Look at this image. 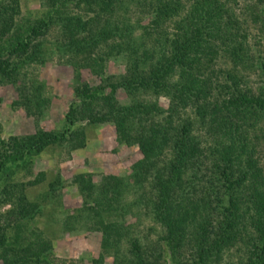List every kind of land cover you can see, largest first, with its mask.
<instances>
[{
	"label": "trees",
	"instance_id": "16d2710c",
	"mask_svg": "<svg viewBox=\"0 0 264 264\" xmlns=\"http://www.w3.org/2000/svg\"><path fill=\"white\" fill-rule=\"evenodd\" d=\"M42 1L43 16L25 23L27 30L15 19L19 15L18 2H0V79L20 77L25 64L42 63L43 49L53 44L55 47L52 48L61 55L74 50L77 53L74 61L89 67L99 77V83L79 86L75 92L77 100L66 115V122L76 124V115L83 114L82 111L90 124L112 120L119 139L137 143L145 155L144 162L140 161L132 169L135 184L141 187L148 169L156 174L150 183L155 190L154 197L132 194L129 201L124 200L126 205L121 203L124 211L121 215L133 213L132 206H136L139 209L135 213L137 222L134 225L139 226L144 213L148 214L147 209L152 208L153 216L160 224L158 233H164L155 240L158 256L151 257L147 251L142 252L138 236L130 239L124 248L117 249L116 240L122 232V223L117 222L104 223L102 249L105 252L113 249L118 259L115 264H210L209 252L213 256L233 240L236 237L235 223L248 215V212L243 214L236 208L241 199L240 203L253 204L257 215L248 219L254 231L245 264H264V194L260 191L264 189L252 183L247 196L238 194L247 171L242 169L240 174L234 166L245 145L239 148L226 145L220 157L222 160L213 164L210 174L201 157L204 151L200 136L196 137L194 132V120L190 116H180L186 107L194 108L202 123L213 121L214 129L232 132L234 129L239 131L241 125L264 119V91L242 90L237 85L232 88L228 81L237 77L235 71L239 64L245 68L247 63L258 62L264 69V54L258 52L263 48L257 50L246 41L247 35L235 32L238 15L233 9L227 11L229 1L186 0L187 5L186 2L182 4L183 0ZM262 2L264 0H258L252 9L258 10ZM73 9L75 11L71 14ZM261 9L264 11V5ZM250 17L256 26L260 23L257 31L262 33L264 19L260 12ZM57 20L66 22L64 33L71 40L65 42L62 37L63 41L56 39L45 44L47 30L44 29ZM83 32L85 35L81 34ZM218 56L219 60H230L232 67L213 69ZM107 58L119 59L126 70L117 75L108 74L103 66ZM174 74L173 81H167ZM119 87L127 92L128 102L116 99ZM212 89H216V97ZM146 93L155 94V97L161 93L167 96L168 108L164 111L156 98L145 100ZM207 98L213 100L207 101ZM39 102L46 105L44 99ZM162 112L164 115L160 116ZM154 117L161 122L154 121ZM176 117H179L177 121ZM238 133L242 136L238 134V139L234 140L244 141L242 132ZM47 142V137L43 136H39L30 147L14 140H0V200L6 191L18 185L11 183L10 178L19 168H26L28 154L43 149ZM167 146L171 147L169 157H161ZM236 150V155L231 157ZM184 166L188 177L180 173ZM84 176L74 179L80 186L84 204L86 208L93 205L104 207L94 213L103 219L102 212H109L107 205L113 201L122 202L121 181L112 184L114 188L109 197H106L105 190L98 189L100 199L96 200L97 188L90 182L88 174ZM55 182L49 183L52 192L57 189ZM20 197L19 202L26 198L24 194ZM179 198L187 199L186 206L176 212L173 203ZM206 206L223 210L224 220L228 223L220 222L219 226L213 227L207 217L200 216L199 207ZM37 209L35 203L26 202L25 208H19L17 212L20 215L18 221L15 220L17 217L13 219V226L0 224V264L44 263L48 246L45 242L29 240L27 234ZM173 219L177 221L171 222ZM113 234L118 235L115 240ZM212 237L214 239L209 241ZM111 239L115 241L112 246ZM97 262L93 261L94 264Z\"/></svg>",
	"mask_w": 264,
	"mask_h": 264
},
{
	"label": "rangeland",
	"instance_id": "374dc122",
	"mask_svg": "<svg viewBox=\"0 0 264 264\" xmlns=\"http://www.w3.org/2000/svg\"><path fill=\"white\" fill-rule=\"evenodd\" d=\"M16 1L19 4V15L15 19H18L22 28L26 27L25 23L31 20L33 22L43 16L42 0H13V2ZM227 1H229L226 3V6L229 5L227 11L230 12L233 9L238 15L235 32L247 35L246 41L255 46L257 50L263 48V51L258 52L264 54V30L262 33L257 31L260 23L257 22L256 26L250 17L259 11L264 19V11L261 9L264 3H260L256 10L252 9V6L258 0ZM0 2L6 3L7 0H0ZM183 2L186 0H183L182 4ZM74 11L75 9L71 14ZM143 22L145 24L146 20ZM26 28L24 30H27ZM66 28L67 24L62 20L47 25V29H44L47 30L44 43L48 44V41L52 43L56 39L63 41V38L65 42L71 40L67 33H64ZM75 30L79 32V29L75 28ZM167 30L170 29L167 27ZM81 34L85 35V32ZM258 42L262 46L258 45ZM52 47H55V44ZM52 47L48 46L43 49L42 63L33 61L30 65L25 64L20 77L0 79V140L5 142L14 140L22 146L30 147L37 142L39 136L48 139L43 149L28 154L29 159L25 169L19 168L16 173L12 174L11 183L18 185L6 191L0 200V224L13 226V219L17 217L15 220L18 221L20 215L17 212L19 208H25L26 202L31 201L38 205V213L29 223L30 229L27 234L29 240L45 242L48 246V252L42 264H94V260L98 261L96 264H115L118 259L113 249L111 248L108 252L102 249V238L105 234L103 230L106 228L104 223L106 222L122 223V228L124 227L120 229L122 232L119 237L113 234L114 240L118 237L117 249L124 248L130 239L138 236V242L143 249L141 251L144 253L147 251L146 253L151 257H157L158 251L154 248L155 240L163 237L164 233L160 231L158 233L160 224L154 218L152 208L147 209L148 214L144 213L139 226L134 225L137 222L135 213L139 209L136 206H132L133 213L121 215L124 212L121 209V203L126 205L124 200L129 201V198L133 197L132 194L154 197L155 190L150 183L154 181L153 176L156 174L148 169L141 181V187L135 184L131 175L132 169L140 161L144 162L145 155L137 143L119 139L120 136L112 120L90 124L85 118L86 113L82 111L83 114L76 115L78 118L76 124L66 122V115L70 108H74V101L77 100L75 92L79 86L85 83L94 86L99 83V77L89 67L79 65L77 60L74 61V55L77 54L74 50L72 52L70 50L69 54L61 55L56 48ZM219 59L218 56L214 60L213 69L224 68L223 66L232 67L230 60L225 62ZM257 64L258 62L247 63L245 68H241L240 64L236 66L237 77L228 80L232 88L237 85L242 90L249 88L255 92L264 91V69L260 67V64L258 67ZM103 66L108 74L117 75L126 70L125 64L119 59H104ZM175 76L176 74L169 77L167 81H173ZM212 90L213 96L216 97V89ZM115 97L120 102H128L127 92L121 87L117 89ZM155 98L165 111L169 103L167 96L162 93L158 97L152 93L144 95L147 101ZM42 99L46 100V105L39 102ZM209 100L213 99L207 98V101ZM163 115L164 112L160 114V116ZM181 115L190 116L194 120V132L197 133L196 137L200 136L204 151L203 156H200L208 173L212 171V166L216 161L222 160L220 157L226 145L237 146V148L245 145L242 155H239L234 166L235 169L240 170V174H242V169L244 172L247 171L238 194L241 197L242 195L247 196L248 188L252 183H256L257 188L264 189V119L256 123L241 125L239 131L242 132L244 141L238 142L234 139H238L239 131L214 129L213 121L207 120L202 123L196 116L194 108L186 107ZM178 118L176 117V121ZM153 120L161 122L158 117H154ZM74 132H76L75 135ZM237 151L232 153L231 157L233 154L236 155ZM170 153L171 147L167 146L161 157H169ZM180 173L188 177L187 167H182ZM208 173L205 176H208ZM82 174L83 176L88 174L90 182L97 188L94 193L96 200L100 199L97 195L98 189L105 190L106 197H109L114 188L112 184L121 181L119 182L120 195L121 198L124 196L122 202L113 201L107 205L109 212H102L103 219L95 216L94 213L104 207L93 205L86 208L84 204L80 186L74 181L75 177ZM52 181L57 185H55L57 188L55 192L49 189V183ZM19 183L23 185L19 186ZM126 184L130 186L127 187ZM260 191L264 194V190L260 189ZM123 192H126L124 193L126 195H123ZM22 194L26 198L19 202ZM186 198H179L176 203H173L176 212L184 209ZM240 201L241 199L236 208H239L243 214L248 212V215L245 214L242 220L235 223L233 230L236 237L233 240L223 245L219 253L214 252L212 256L209 252L210 264H245L247 261L254 231L248 219L251 215L252 217L257 215L253 204L247 201L240 203ZM111 207L112 210L115 208L117 210L112 211ZM199 210L200 216L207 217V220L214 225L213 227L219 226L220 222L228 223V220H224L225 212L221 209L214 210L206 206L205 208L199 207ZM173 221L177 220H171ZM127 231L130 232L126 233ZM212 239L214 237L209 241ZM114 240H110L111 246L115 243ZM216 254L219 255L216 256Z\"/></svg>",
	"mask_w": 264,
	"mask_h": 264
}]
</instances>
